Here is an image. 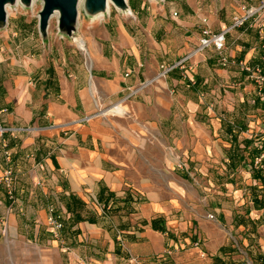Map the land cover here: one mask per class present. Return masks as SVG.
I'll list each match as a JSON object with an SVG mask.
<instances>
[{
  "label": "crops",
  "instance_id": "crops-1",
  "mask_svg": "<svg viewBox=\"0 0 264 264\" xmlns=\"http://www.w3.org/2000/svg\"><path fill=\"white\" fill-rule=\"evenodd\" d=\"M164 1L128 6L120 14L131 21L112 38L95 26L86 38L91 71L66 45L56 59L45 55L38 31L37 50L9 54L16 33L8 21L0 29V124L30 128L0 139V175L15 176L14 200L0 187L4 233L63 253L65 264H214L242 234L264 248V208L254 203L264 199L255 178L264 169L253 166L264 104L239 65L264 71V32L251 21L232 28L221 54L205 49L189 70L157 77L203 29L230 28L246 6L233 0L234 12L229 0H214L199 13L185 5L169 20L167 7L148 6ZM117 103L127 113L107 115ZM53 218L62 224L57 239Z\"/></svg>",
  "mask_w": 264,
  "mask_h": 264
},
{
  "label": "rangeland",
  "instance_id": "rangeland-1",
  "mask_svg": "<svg viewBox=\"0 0 264 264\" xmlns=\"http://www.w3.org/2000/svg\"><path fill=\"white\" fill-rule=\"evenodd\" d=\"M241 1L246 4V7L256 6L258 4L257 0ZM126 2L129 8H132L135 5L139 7L142 0H126ZM213 3L214 0H165L164 2H161L159 4H148V6H157L156 8H159V6L167 7L166 16L170 20L173 18V12H171L173 9L178 10L185 5H189L191 9H200L201 11L205 12L214 9ZM229 4L232 5L231 8H233V10L235 6L237 7L236 3L233 0H229ZM41 5V0H35L32 7H23L21 4H19L18 6L12 5L8 7L7 10L9 11V18L7 21L9 22L11 29H13V32L16 33L15 38H11L9 41V54H16V52L20 55L31 54L33 53L32 48H36L37 50L38 46L36 45V43L37 41H39V39H41L40 41L42 42V44H40V50L45 55H50L51 50L54 52H52V55L54 56L53 59H56V55H58V53H55L57 52L55 49L57 48L59 52H62L60 48H64V46L66 45L67 47H69L68 49L72 51V54L76 56L75 58L78 59L84 66V68L88 71H91L92 61L87 50L86 38L90 34H92V32H97L98 29L95 26L100 25L102 27V30L105 29V32L109 35V37L112 38L115 33V28L118 27V25H127V23L131 21V15L128 17L120 14L123 13V11L115 9L112 4H109V10H107V14H101L102 17L99 18L97 16H89L84 12L83 0H81L78 8L79 14L75 30V34L77 35V37L82 39L84 43L83 48H80L76 43L73 42L72 39L67 38L64 34L58 31L56 16H53L49 20L45 37L42 38L40 35V38L38 37L37 20ZM216 8L218 9L219 6L217 5ZM131 12H133L132 9ZM221 12L223 13L224 9H222ZM235 13L238 14L237 12ZM221 14L220 12L219 14H217L218 18L221 16ZM232 15L234 16V14ZM92 98L95 107H97L98 97L96 93H93ZM259 102L261 104H264V102L261 100H259ZM119 104L120 107L125 110L121 103ZM103 111L104 110L101 111L98 109L95 113ZM105 113H107V115H118L113 113L112 111H108V109H105ZM125 113L127 112L125 111ZM260 115L261 121L264 124V109L263 112H260ZM263 133L262 135H264ZM32 211L33 209L28 210V212L30 213H32ZM48 227L51 230V225L48 224ZM228 241L227 254L220 255L225 261L227 260L228 262H231V264H257V262L258 264H264V253L262 251L264 248L263 243L261 242V240H259V238L256 237L253 238V240H249L245 238L244 234H242V239H240V237L235 238L234 236H232L228 239ZM260 259L262 260L261 262L259 261ZM0 264H65V257L63 253H60V255H58L56 252L51 251L48 246H37L29 238L19 236L11 237L10 234L8 235V233L6 232L4 233L2 227L0 226Z\"/></svg>",
  "mask_w": 264,
  "mask_h": 264
},
{
  "label": "built area",
  "instance_id": "built-area-1",
  "mask_svg": "<svg viewBox=\"0 0 264 264\" xmlns=\"http://www.w3.org/2000/svg\"><path fill=\"white\" fill-rule=\"evenodd\" d=\"M196 10L199 13L201 11L200 9H196ZM177 15L178 14L176 12L172 13L173 17H177ZM201 21L203 24L206 25L207 19L205 17H203ZM249 21H251L252 24H254V26L256 27L259 33L264 32V0H258V4L256 6L242 7L241 12L235 14L232 17V24L230 28H224L217 32L211 31L209 27L203 29L197 46L191 52L185 54L181 59H179L175 63L169 66H163V65L160 66V72L158 73L157 77H164L168 72L176 68L182 70H189L190 69L189 62L192 59L193 55L205 49L211 48L218 54H221L225 47L226 35L229 33L230 29L239 28ZM262 48L264 49V45L262 46ZM220 62L225 64L226 58L224 56H221ZM239 65L241 66L242 70L246 73V77L248 78V80L251 81L256 86L259 100L264 102L263 69L258 65L250 66L244 62H239ZM136 92H137L136 90L131 91V94H129L128 97L135 94ZM107 109L108 111L110 112L112 111L115 114H120V115L125 114L124 109H122V107H120V104L118 103L111 105ZM29 130H30L29 128H14L0 124V139H2V137L6 134L14 136L18 133ZM1 147L5 150L4 156L8 160L10 155L6 151L7 142L5 140H2ZM257 151H258V155L255 156L253 159V166L254 168L262 170L264 169V145L260 144L259 146H257ZM14 185H15V176L13 171L11 169H5L3 173L0 175V187L3 188L9 200L14 199V191H15ZM207 217L209 219L213 218L212 215H208ZM3 225L4 223L0 221V226L2 227ZM50 225H51L50 233L52 234L53 239H57L59 235V230L62 228V224L60 221H58V219L53 218L51 219Z\"/></svg>",
  "mask_w": 264,
  "mask_h": 264
},
{
  "label": "water",
  "instance_id": "water-1",
  "mask_svg": "<svg viewBox=\"0 0 264 264\" xmlns=\"http://www.w3.org/2000/svg\"><path fill=\"white\" fill-rule=\"evenodd\" d=\"M18 1L23 7H31L32 0H0V29L7 25V7ZM42 5L38 13L37 29L42 38L45 37L49 20L56 15L57 29L67 38L75 35L80 0H41ZM108 2L120 11H129L125 0H83L84 12L89 16H96L107 12Z\"/></svg>",
  "mask_w": 264,
  "mask_h": 264
},
{
  "label": "trees",
  "instance_id": "trees-1",
  "mask_svg": "<svg viewBox=\"0 0 264 264\" xmlns=\"http://www.w3.org/2000/svg\"><path fill=\"white\" fill-rule=\"evenodd\" d=\"M257 155H258V151H257V153H256V156H257ZM259 171H261V170H258L256 173H258ZM259 173H260V172H259ZM259 173H258V174H259ZM255 178L261 180V181L264 183V178H263V177H261V176H255ZM72 201L78 203L79 205H81V203H80L78 200L72 199ZM254 203H257V204L260 205V207L264 208V199H263V198H261V199H259V200H258V199H255V200H254ZM220 251H221V253H224V248H221ZM214 264H231V262L224 261V260H222L221 258H216V259L214 260Z\"/></svg>",
  "mask_w": 264,
  "mask_h": 264
},
{
  "label": "bare ground",
  "instance_id": "bare-ground-1",
  "mask_svg": "<svg viewBox=\"0 0 264 264\" xmlns=\"http://www.w3.org/2000/svg\"><path fill=\"white\" fill-rule=\"evenodd\" d=\"M125 1H126V0H125ZM34 2H35V0H32V2H31V7L34 5ZM80 2H81V0H80ZM109 4H110V2H108V5H107L108 9H107V10H109ZM15 5H16V6L19 5L18 1L15 3ZM6 10H7V9H6ZM129 13H130V12H129ZM7 14L9 15V11H8V10H7ZM54 16H56V15H54ZM97 17L100 18V17H102V15H101V14H98ZM72 40H73L74 43L77 44L78 47H80V48L82 47V48H83V46H84L83 40L80 39L79 37H77L76 34L73 36ZM81 40H82V41H81Z\"/></svg>",
  "mask_w": 264,
  "mask_h": 264
}]
</instances>
